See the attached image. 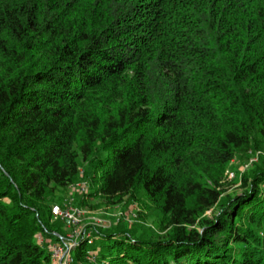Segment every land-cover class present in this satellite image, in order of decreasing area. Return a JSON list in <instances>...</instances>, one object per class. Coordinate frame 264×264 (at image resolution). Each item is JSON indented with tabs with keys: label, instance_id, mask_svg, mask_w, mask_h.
Returning a JSON list of instances; mask_svg holds the SVG:
<instances>
[{
	"label": "trees",
	"instance_id": "obj_1",
	"mask_svg": "<svg viewBox=\"0 0 264 264\" xmlns=\"http://www.w3.org/2000/svg\"><path fill=\"white\" fill-rule=\"evenodd\" d=\"M261 141L264 0H0V264H49L79 174L80 206L158 218L84 229L72 263L264 264V156L227 177Z\"/></svg>",
	"mask_w": 264,
	"mask_h": 264
},
{
	"label": "rangeland",
	"instance_id": "obj_2",
	"mask_svg": "<svg viewBox=\"0 0 264 264\" xmlns=\"http://www.w3.org/2000/svg\"><path fill=\"white\" fill-rule=\"evenodd\" d=\"M262 154L264 156V141L259 143V148L250 150L247 153V158L242 157L240 160H234L230 163V167L227 171V177L234 179L235 175L233 174L232 168L244 169L245 166L249 165L250 162H254L257 159V154ZM82 186L85 188L81 190ZM89 180L79 174V176L74 180L73 183L67 185V187L63 188H55L53 191V202L51 208L54 205L59 206L62 210H77L78 217L75 223H68L64 218H60L58 216L52 217L54 219H61L65 221L64 227V235L69 238L74 237V234L83 229L91 230L93 227H112L114 225L124 224L125 226L128 224H139L144 228H151L155 230V221L158 218V213L154 211L153 207L149 205L146 199L143 196L139 195L137 200H126L123 203L115 204V205H105L98 198H87L86 204L80 206L78 203V199L82 195L83 192H87L89 190ZM239 182L236 181L229 187V191H239ZM59 201V202H58ZM51 212V211H50ZM207 213H210V210H207ZM132 231V230H131ZM101 240L95 241L94 244H98ZM105 243H110L111 240H104ZM104 243V244H105ZM97 254L108 255L106 249L102 248L97 252ZM89 258L85 257L84 260L79 262H75L72 264H98V261H92Z\"/></svg>",
	"mask_w": 264,
	"mask_h": 264
},
{
	"label": "built area",
	"instance_id": "obj_3",
	"mask_svg": "<svg viewBox=\"0 0 264 264\" xmlns=\"http://www.w3.org/2000/svg\"><path fill=\"white\" fill-rule=\"evenodd\" d=\"M85 188L82 186L81 190ZM51 215L52 217L58 216L60 218H64L68 223H75L77 220L78 211L71 209V210H62L59 206L54 205L51 208ZM84 231V229H83ZM83 231L78 230L74 237L69 235L70 237L67 238L65 236H60L58 241L53 244H49V264H72L73 260L71 257V249L73 247V242L83 233ZM40 241V239H39ZM89 258V257H87Z\"/></svg>",
	"mask_w": 264,
	"mask_h": 264
}]
</instances>
